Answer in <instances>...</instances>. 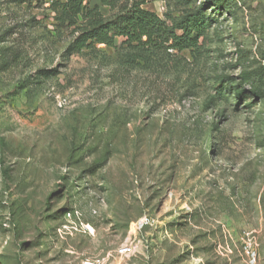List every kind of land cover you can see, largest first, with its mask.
Listing matches in <instances>:
<instances>
[{"label":"rangeland","instance_id":"1","mask_svg":"<svg viewBox=\"0 0 264 264\" xmlns=\"http://www.w3.org/2000/svg\"><path fill=\"white\" fill-rule=\"evenodd\" d=\"M144 8H203L197 49L72 53L52 0H0V264H264V0Z\"/></svg>","mask_w":264,"mask_h":264},{"label":"trees","instance_id":"2","mask_svg":"<svg viewBox=\"0 0 264 264\" xmlns=\"http://www.w3.org/2000/svg\"><path fill=\"white\" fill-rule=\"evenodd\" d=\"M91 0H52L57 8L55 21L61 28L73 27L77 34L68 51L79 53L96 45L119 50L116 39L122 38L120 48H126L139 61L167 53L195 50L205 30L202 9L186 15L181 20L161 19L144 8L145 0H127L122 6L116 0H99V6L117 13L106 19L97 4ZM219 2H213L212 7Z\"/></svg>","mask_w":264,"mask_h":264},{"label":"built area","instance_id":"3","mask_svg":"<svg viewBox=\"0 0 264 264\" xmlns=\"http://www.w3.org/2000/svg\"><path fill=\"white\" fill-rule=\"evenodd\" d=\"M149 223H150V221L146 218L140 220L139 229H142L144 226L148 225ZM118 252L122 258H127L132 253V246L130 244H128L127 242H125L124 244L121 245ZM252 262H253V260H252ZM83 264H94V263L86 261Z\"/></svg>","mask_w":264,"mask_h":264}]
</instances>
